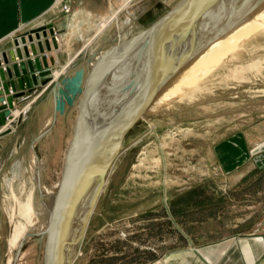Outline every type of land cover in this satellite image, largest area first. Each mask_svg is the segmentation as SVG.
I'll return each mask as SVG.
<instances>
[{"label":"rangeland","instance_id":"374dc122","mask_svg":"<svg viewBox=\"0 0 264 264\" xmlns=\"http://www.w3.org/2000/svg\"><path fill=\"white\" fill-rule=\"evenodd\" d=\"M183 1L90 0L82 11L75 0L63 6L65 13H80L83 23L73 22L67 28V45L76 52L75 57H64L62 69H57L53 61L49 66L47 57L39 58L41 68L35 67L34 72L27 68L28 73L20 76L23 89L15 81L17 91L5 95L0 105L6 106L0 114L10 112L0 129V264H45L48 234L41 233L47 224L44 205L64 172L84 103L86 124L90 126L87 135L94 133L82 153L87 161L85 168L98 160V140L113 125H120V154L101 186L73 264H205L204 251L209 246L264 231V151L255 152L264 142V32L259 41L245 42L239 37L253 22L232 26L233 20L225 19L221 25H227L217 31L218 22L207 20L206 10L190 12L202 2L192 6L181 22L184 26L177 50H193L197 44L205 45L211 36L217 38L236 27L239 29L235 32H241L235 41L239 39L243 45L240 42L233 48L230 43L228 47L222 37L210 44L211 48L198 45L196 56L211 51V65L222 62L221 52H233L232 58L211 75L205 71L191 76L184 97L180 89H171L186 75L187 68L181 69V62L172 58L161 65L159 59L154 72H148L154 55L161 58L169 53L170 42L159 37L135 40ZM213 1L217 5L221 0ZM251 1L257 7L260 0H237L236 7ZM190 31L191 39L187 40ZM52 36L58 39L56 33ZM129 38H133L129 48L154 45L139 55L121 54L112 63V72H102L105 64L111 65L104 54ZM105 57L97 77L96 101L82 103L84 84L79 89L68 88L67 79L83 70L85 82ZM42 64L49 74L42 72ZM140 77L146 78L143 84L136 81ZM40 78L46 82L41 83ZM195 80L199 86L192 85ZM104 93V102L109 100L110 104L106 111L98 105ZM189 97L192 99L186 100ZM60 100L66 102L63 113ZM27 101L30 103L25 105ZM83 134L81 131L77 145ZM92 149L94 157L88 163ZM65 227L66 221L54 218L51 239L57 254L63 255L65 250ZM18 231L22 234L16 241Z\"/></svg>","mask_w":264,"mask_h":264},{"label":"bare ground","instance_id":"6f19581e","mask_svg":"<svg viewBox=\"0 0 264 264\" xmlns=\"http://www.w3.org/2000/svg\"><path fill=\"white\" fill-rule=\"evenodd\" d=\"M208 1V2H207ZM212 0H198V1H196V0H184L181 4H179L178 6H176L171 12H170V14L168 15V16H166L165 17V19H163V20H161L160 22H158V23H161V22H176L177 21V23H176V25L179 23V25H178V27L176 28V29H174L173 31L175 32L174 33V35H173V37H176L175 39L177 40V46H175V48L174 49H172L173 51H171L170 52V50H167V51H169V53L168 52H165V54L160 58V55L159 56H157V57H155V55H154V57H153V60L151 61V64H150V66L148 67V72L149 71H152L154 68H155V66L157 65V62H158V60H159V62L161 63V65L162 64H165L166 63V65H167V62H171L172 61V58H175V60H173V61H175L176 63L178 62V63H180V67H181V69H185L186 70V68H187V72L188 71H190V73H189V75H187L188 73L186 72V75H182L183 76V79H182V81H180L181 82V84H177V82L179 81V80H181V79H179L178 80V78H177V80L178 81H176L175 82V84H177V87L176 86H173L174 88H172L171 86V89H173V90H175V89H180V91H181V95L182 96H184V94H183V92H186V90H185V84H187V81H188V79H190V78H192L191 76H193L194 77V75H202V74H204V72L205 71H209L210 72V75L211 74H213V72L214 71H216V69L219 67V69H221V68H223L224 66H225V63H228V62H230L229 60L232 58V53L233 52H221V54L219 55V56H221L222 57V62L220 63L219 62V64H216V65H211V63H209L210 62V57H211V55L209 56V54H211V51H209V52H200L199 53V55L198 56H196V54L195 53H197V51H198V49L199 48H197L198 47V45L200 46V47H204L205 45H206V47H207V45L208 46H210V48H211V45L213 44V42H216V40H219V37H222V39H220V40H224L225 42H227L228 44H227V46L230 44V43H232V46H233V48L234 47H236V46H238V44H240V42L241 41H239V39L240 38H243L242 40L243 41H245V40H248L247 42H250V41H252V39L254 40L255 38L257 39V41H259L260 40V38H261V35L263 34V32H264V0H260V1H258V6L256 7V6H254V5H252L253 4V2L254 1H251V2H247L248 3V5H244V7H236L237 5H238V3L239 2H237V0H221L217 5H216V1L214 2H211ZM239 1V0H238ZM197 2L199 3V2H202V4L200 5V6H198V7H195V8H192L193 9V11L191 10V7L193 6H195V4H197ZM211 2V3H210ZM191 4V5H190ZM245 4H246V2H245ZM251 5L253 6V8H251ZM189 6V7H188ZM241 6V5H240ZM188 7V8H187ZM189 9L191 10L190 12L192 13V12H201V11H203V10H206L205 11V13L206 14H208L207 16H206V18H207V20L209 19V20H213L214 22H215V24L217 23L218 25H217V31L219 30L218 28H222V26H226L227 24H225V22H224V25L222 24L221 25V20H225V19H227V20H229L230 18V20H233V22L232 23H230L232 26L234 25H237V26H239V25H243V27L246 25L247 26V24L248 23H250V22H253L252 23V26H247L246 27V29L248 30H245V31H243L244 32V35H242V36H240V30L238 31V32H235V31H237L238 29H239V27H236V28H234L233 30H231V29H228L227 31H225V33L222 35V36H217V38H212L213 36H211L209 39H206L207 40V42L205 43V45H203V46H201L200 44H197V45H193L194 47H193V50H190V51H187V50H182V52H181V49H180V51L179 50H177L178 48H179V41H180V38H181V35H182V29L181 28H183V26L184 25H182V21L187 17V15L188 14H190V12H189ZM256 9L258 10V11H256ZM233 12L232 14H230V12ZM189 12V13H188ZM227 13H229V14H227ZM236 14V15H235ZM228 15V16H227ZM240 15V16H239ZM224 16H226V17H224ZM230 16H232V17H230ZM250 16V17H249ZM255 17V18H254ZM202 18V17H201ZM200 19V18H199ZM254 19V21H252ZM223 22V21H222ZM247 22V23H246ZM198 23H199V21H198ZM229 24V25H230ZM251 24V23H250ZM200 25V24H199ZM221 26V27H220ZM200 28H202V27H200ZM224 28V27H223ZM226 28V27H225ZM193 29V28H192ZM202 30V29H201ZM223 30V29H222ZM200 32H202V31H200ZM197 33H199V32H197ZM260 33H262L261 35H260ZM187 40H189V38L191 39V37H189L190 36V34H191V31L190 32H187ZM200 34V33H199ZM228 35V36H226V35ZM201 35H202V33H201ZM240 36L239 37V39H237L238 40V42H236L235 40V36ZM251 35V36H250ZM254 36H256V37H254ZM189 37V38H188ZM152 38V37H151ZM150 38V39H151ZM196 38H198V37H196ZM185 39V40H186ZM255 39V40H256ZM57 40V39H56ZM186 40V41H187ZM219 40V41H220ZM148 41H150L149 40V38H148ZM152 41V40H151ZM242 41V42H243ZM161 42V41H160ZM165 42V41H164ZM224 42V43H225ZM242 42H241V44L240 45H243L242 44ZM246 42V41H245ZM169 43V42H168ZM185 43V42H184ZM224 43H223V45H224ZM139 44V43H138ZM141 44V43H140ZM146 44V43H145ZM159 44H161V43H159ZM186 44V43H185ZM185 44H183V45H185ZM202 44V43H201ZM211 44V45H210ZM39 45V44H38ZM147 45V44H146ZM154 44H151V46L150 47H148L147 46V48H146V46L144 47V45L142 46H139V48H138V46H136V44L132 47L131 46V48H129L128 46H123V47H117L116 49H115V51L114 52H111L110 54H107V53H105L104 54V56H106V57H108L109 58V60L111 61L110 63H111V65H109V63L106 65H104V68L102 69V72H104L105 73V71L108 69V70H111V72H112V68H111V66L114 64V61H115V59L118 57V56H120L121 54H125V53H128V52H130L129 53V55L130 54H132L133 52H135L136 54H138L139 55V53L141 54V53H145V51H148L152 46H153ZM182 45V46H183ZM239 45V46H240ZM163 46V45H162ZM164 46H166V45H164ZM214 46H216V45H214ZM220 46V45H219ZM218 46V47H219ZM225 46V45H224ZM39 47V46H38ZM141 47V48H140ZM160 47V46H159ZM187 47V46H186ZM220 47H222V46H220ZM229 47V46H228ZM166 48V47H165ZM188 48V47H187ZM230 48H232V47H230ZM241 48V47H240ZM57 49H58V45H57ZM243 49V48H242ZM145 50V51H144ZM220 49H218V51H219ZM222 50V49H221ZM231 50H233V49H231ZM160 51V50H159ZM177 51V52H176ZM157 51H155V53H156ZM181 52V53H180ZM160 54H161V52H159ZM213 53V52H212ZM218 53V52H217ZM192 54H195V55H192ZM215 55H216V53H215ZM218 55V54H217ZM127 56V55H126ZM125 56V57H126ZM241 56V55H240ZM125 57H122L121 59L123 60V58H125ZM200 58V59H199ZM215 58V57H214ZM220 58V57H219ZM235 58V57H234ZM240 58V57H239ZM189 59L193 62L194 60V62L191 64V61L189 62ZM218 59V58H217ZM180 60V61H179ZM237 60H239V59H237ZM212 61V60H211ZM195 62H199V63H201L202 62V64H200L199 66H194V65H197V64H199V63H196L195 64ZM214 62V61H213ZM218 62V61H217ZM216 62V63H217ZM113 63V64H112ZM159 64V63H158ZM188 64H191V65H189L188 66ZM208 65V66H207ZM257 65V64H256ZM169 66H170V64H169ZM190 66H191V68H192V70H188V69H190ZM254 67H255V65H253ZM180 67H178L179 69H180ZM204 67V68H203ZM206 67V68H205ZM252 67V66H251ZM111 68V69H110ZM200 68H202V69H204V70H202V69H200ZM253 68V67H252ZM184 70V71H185ZM198 70H201V71H198ZM175 71V70H174ZM241 71V70H240ZM101 72V71H100ZM153 72H154V70H153ZM83 73H85V71L83 72ZM104 73H103V75H104ZM167 73V72H166ZM184 73V72H183ZM107 75H108V73H106ZM148 74V73H147ZM173 75H174V72H173ZM105 76V75H104ZM99 77V76H98ZM142 77V76H141ZM138 78L136 81H139L140 83L142 82V84L145 82V80H146V78H145V80H144V78ZM141 80H143V81H141ZM197 80V79H196ZM192 81L193 82V86H199V81ZM98 81V80H97ZM109 81V80H108ZM173 81V80H172ZM112 82H113V80H112ZM111 82V83H112ZM138 82V83H139ZM98 83H100V81H98ZM107 83L108 82H106V85H107ZM133 83V82H132ZM173 83V82H172ZM179 83V82H178ZM174 84V85H175ZM105 85V86H106ZM128 85V84H127ZM136 85V84H135ZM140 84H138L137 86H139ZM173 85V84H172ZM188 85H189V83H188ZM116 86V85H115ZM136 86V87H137ZM128 87V86H127ZM170 87H169V89H170ZM176 87V88H175ZM189 87V86H188ZM188 87H187V89H188ZM114 88V87H113ZM112 88V89H113ZM115 88H117V87H115ZM182 88V89H181ZM76 89V88H75ZM84 89V88H83ZM119 89V88H118ZM163 89V88H162ZM114 90V89H113ZM112 90V91H113ZM127 90H129V89H127ZM136 91H137V88H136ZM135 91V92H136ZM163 91V90H162ZM12 92V91H11ZM108 92H111V89H110V91H108ZM116 92V91H115ZM135 92L134 93H132V94H135ZM172 92V91H171ZM171 92H170V94H171ZM161 93V92H160ZM123 94H124V92H123ZM170 94L168 95V93L166 94V96L168 95V96H170ZM208 94V93H207ZM123 96V95H122ZM133 96V95H132ZM131 96V97H132ZM130 97V98H131ZM160 97V96H159ZM185 97V96H184ZM168 98V97H167ZM109 99V98H108ZM192 99V97H189L188 99L186 98V100H191ZM13 100H14V98H13ZM129 100V99H128ZM118 101V100H117ZM107 102H109V100H106L105 102H104V104H103V106H104V110L106 111V109H108V107H109V103H107ZM114 102H115V100H114ZM99 103V102H98ZM117 103V102H116ZM85 104V103H84ZM83 104V107L81 108V111H80V113H81V115L83 116L85 113H86V108H87V106L86 105H84ZM121 104V103H120ZM80 105V104H79ZM100 107L102 106V103L101 104H98ZM97 106V105H96ZM98 106V107H99ZM123 106H124V104H123ZM122 106V107H123ZM80 107V106H79ZM123 109V108H122ZM121 109V110H122ZM80 110V109H79ZM117 110H119V109H117ZM104 111V112H105ZM161 111H162V109H161ZM160 111V112H161ZM111 112V111H110ZM120 112V111H119ZM148 112V111H147ZM107 113H108V111H107ZM121 113V112H120ZM54 116V115H53ZM108 116V115H107ZM109 116H110V114H109ZM118 116V115H117ZM146 116V115H145ZM112 118V117H111ZM130 118H132L131 116H130ZM114 119V118H113ZM112 119V120H113ZM112 122V121H111ZM115 122H117V121H114V123ZM118 122H119V120H118ZM87 122H86V120H85V125H87L86 124ZM112 124V123H111ZM110 124V125H111ZM120 125H118L117 127H119ZM111 127V126H110ZM117 127L115 126V125H113L110 129H109V131H108V133H106L105 135H103V136H101V138H100V140H98V144L97 143H95V145L97 144V145H100V148H99V150L101 151V152H99V151H97L98 153H100L99 155V158H98V160H96V162L93 164L92 163V166H91V163L88 165V167H86L85 168V163L87 162L86 160H83V158L85 159V157H83L84 156V154H82L83 152H85V150H86V145L88 144V142H90L91 141V138H92V136H93V134L94 133H89V135H87V130H88V128H90V126H83V128H82V132L84 133L83 134V136H82V139H81V142H80V145H79V147H78V156H79V159L81 158V161H83L82 162V166H83V169H84V172H85V175H86V173H87V175H86V180L87 181H89L90 183H91V185H92V187H96V189H97V192H98V195H99V191L101 190V186L103 185V183L105 182V179L107 178V175H108V172H109V170H110V168H111V166H112V163L114 162V160H116L117 159V154H118V156H119V154L120 153H118V148H119V141H120V135H118L117 134ZM91 134V135H90ZM104 134V133H103ZM81 135V134H80ZM80 137V136H79ZM90 137V138H89ZM95 137V136H94ZM93 139H96V138H93ZM82 140H83V143H82ZM77 145V146H78ZM80 146H81V148H80ZM88 146V145H87ZM89 146H92V145H89ZM94 147V146H93ZM98 147V146H97ZM89 148V147H88ZM96 148V147H95ZM94 148V149H95ZM98 149V148H97ZM96 149V150H97ZM93 150V149H92ZM95 150V151H96ZM87 151V150H86ZM81 155V156H80ZM93 157H94V150L91 152V153H89V158L88 157H86V158H88L87 160H88V163H89V161H91L92 159H93ZM97 157H98V155H97ZM76 164H71V166H70V168H69V170L66 172V174H65V177H64V180H63V184L65 185V187H64V189H65V193H67V196H68V199H67V201L65 200V196L62 194V193H60L59 192V185H60V181H61V178H62V174L60 175V177H59V179H58V181H57V184H56V187H55V190H54V192L52 193V194H50V195H48V202L44 205L45 206V208H46V215H47V224L45 225V227H44V229L41 231V233H42V236L44 235H47L48 234V239H47V243H46V246H45V264H64L63 262H64V260H65V258L67 257V255H68V251H69V249H70V240H69V226H68V224H69V221L71 220L72 221V228H73V224H74V228H73V231H75L77 228H78V225H79V221H80V219H81V215H82V213L86 210V205H87V203H88V201H89V199L93 196V194H91V189L88 187V186H86L85 184H83V182H82V180H79V178H78V176H79V170H78V172L76 171V166H75ZM88 170V172H86ZM85 175H84V177H85ZM76 184L78 185V186H80V188L81 189H79V188H77V189H75V187H76ZM41 192V191H40ZM42 194V193H41ZM43 196V195H42ZM77 198H78V200H77ZM76 200L77 201H80V210H79V215H75V212L74 211H76L74 208H73V206L75 207V205H76ZM69 201H70V203H69ZM44 203V202H43ZM55 217H61L62 218V221H66V227H65V229H66V231L64 232V234H62L63 236H64V240L62 241V243H64L62 246H64L65 247V250L63 249V255L62 254H57V250H55L54 248H53V243H52V239H51V237H52V232H53V229H54V218ZM19 233L17 234V237H16V241H18V240H20L21 239V231H18ZM61 233H62V231H61ZM61 235V236H62ZM20 237V238H19ZM27 237V236H26ZM62 238V237H61ZM25 239V238H24ZM30 239V238H29ZM63 239V238H62ZM53 240H54V237H53ZM263 240V239H262ZM55 241V240H54ZM23 242V241H22ZM44 242V241H43ZM59 242V241H58ZM61 245V244H60ZM21 246V245H20ZM56 246V245H55ZM58 246H59V243H58ZM58 248V247H57ZM59 249V248H58ZM30 250V249H29Z\"/></svg>","mask_w":264,"mask_h":264},{"label":"crops","instance_id":"0c3cea01","mask_svg":"<svg viewBox=\"0 0 264 264\" xmlns=\"http://www.w3.org/2000/svg\"><path fill=\"white\" fill-rule=\"evenodd\" d=\"M75 1L78 3L79 10L82 11L86 9V4L90 0ZM69 2L70 0H0L1 60L3 55L7 54L9 56L11 50L16 53L17 46L14 42L18 40L20 42V48L23 49L22 37H26L28 40L30 36L36 44L37 57H47L48 64L50 61L56 62L57 69H62L64 63L62 61L63 58H72L76 55V52L67 45V28L74 23L76 25L83 24L79 19L80 13L75 11L71 14L64 12L63 6L65 4L68 5ZM80 28L82 29V25ZM54 33L58 35V41L52 36ZM37 36L40 37V40L37 39ZM46 41L48 42L47 46L45 44ZM39 42L42 43L43 51H45L43 54L39 51ZM57 43L59 45L58 49ZM29 44L27 45L29 46ZM29 51L30 58H35L31 49ZM23 56L24 61L27 63L28 59L24 52ZM19 61L17 58V62ZM3 66L5 65L3 64ZM49 66H51V63ZM42 72H47L43 64ZM42 72H37V74L43 75ZM18 80V78H15L16 82ZM38 80L41 83L46 82L41 78ZM4 97L7 98L5 95ZM15 103L18 106L22 105L20 101H16ZM28 103L30 102L27 101L25 105ZM1 128L2 124L0 121ZM261 150L264 151V142L260 143V147L255 152ZM235 240L237 241L217 243L216 246L213 244V246L205 249V264H264V231L254 233L251 236L238 237Z\"/></svg>","mask_w":264,"mask_h":264},{"label":"water","instance_id":"95a60500","mask_svg":"<svg viewBox=\"0 0 264 264\" xmlns=\"http://www.w3.org/2000/svg\"><path fill=\"white\" fill-rule=\"evenodd\" d=\"M178 25H179V23L176 25L175 21L174 22L170 21V22L156 23V24L148 27L147 29L141 31L135 40L136 41L138 39L143 40V39H141L143 37L144 38L145 37H159V38H162L161 40H163V41L170 42V48H168V49L171 52V51H173L172 49H174L175 46H177V40L175 39L176 37H173V35L175 33L173 30L176 29L178 27ZM133 38H129L128 40H124L123 42L120 43L119 47L129 46L130 41H132ZM37 39L40 40V37L37 36ZM21 42L23 44V49L20 48V42L17 40L16 42H14V44L17 46L16 53L13 50H11L9 53V56L7 54H5V55H3L2 60L0 58V105L2 103H4V101H5L4 95H9L11 91L12 92L17 91V87H16L15 80H14L15 77L19 79L17 82H18L19 86L23 89L22 79L20 77L21 74H27L28 73L27 68L30 70V72H34L35 67L38 69L41 68L39 58H35L34 60L30 59L29 49H31L32 54L35 57H37L36 44L34 43L33 38L29 36V38L27 40L26 37H22ZM28 43H30L29 46L27 45ZM45 44L47 46L48 42L46 41ZM38 46H39V50L43 51L42 43L39 42ZM113 47H115V46H113ZM114 51H115L114 48H111L110 50L107 51V54H110L111 52H114ZM23 52H24L26 58L28 59L27 63L23 59L24 58ZM16 55H17V57H16ZM17 58L20 60L19 63L17 62ZM10 60H11V62H10ZM99 62H100V64L98 63L99 64L98 68L89 74V76L85 82H84L83 70L76 72L73 77L67 79V87L68 88L71 87L72 89H75V88L79 89L84 84L83 87H85V88L82 92V97H83L82 103L85 100H90V101H93L94 103L96 101L97 92H98L97 77L100 74V71L106 62V57L103 58L101 61L99 60ZM3 64L5 66H3ZM46 73L49 74L50 72H46ZM33 80H34V82L37 83L35 75H33ZM26 83H27V85L29 84L28 80H26ZM105 97H106V94L104 93L103 96L101 97L102 106L104 104ZM67 102L70 103L71 99L67 100ZM65 103L66 102L64 100H60L59 110L61 113L64 112ZM82 103L80 104V106L82 105ZM5 108H6V106H4V104H3L2 106H0V111L4 110ZM80 114L81 113L79 112V118L77 121L76 132H75V135H74V138H73V141L71 143L69 153L67 156L66 165L64 168V172L62 174L63 176L61 178L60 185H59V192L65 196V200L67 201L68 196H67V193H65V189H64L65 185L63 184L64 183L63 180H64L65 174L69 170L71 164L74 163V164H76L77 169L79 170V176H78L79 180H82L83 184H85L86 186H88L91 189V194H93V196L89 199V201L85 207L86 210L82 213L78 228L75 231H73L74 224H73V228H72V221L71 220L69 221L68 226H69L70 249L68 251L67 257L65 258V260L63 262L64 264H73L75 258L77 257V254H78V252L82 246L85 234L87 232L89 222L91 220L93 210L95 208L97 198H98V192H97L96 187H92L91 183L84 178L85 172H84L82 163H81L79 156H78L77 140L79 139V136L81 134V130H82L83 126L85 125L84 123H85V120L87 118L88 111L83 116ZM9 115H10L9 111H4L3 113H1L0 114L1 122L5 124V118ZM130 127L127 129V131L130 129ZM126 132H125V134H126ZM79 187L80 186H78L76 184L75 189H77ZM79 189H81V188H79ZM69 203H70V201H69ZM73 208L76 210V211H74L75 215L76 214L79 215L80 201H77L75 207L73 206Z\"/></svg>","mask_w":264,"mask_h":264}]
</instances>
